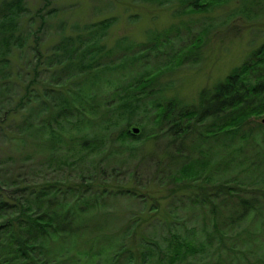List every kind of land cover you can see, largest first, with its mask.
Wrapping results in <instances>:
<instances>
[{
	"label": "trees",
	"instance_id": "obj_1",
	"mask_svg": "<svg viewBox=\"0 0 264 264\" xmlns=\"http://www.w3.org/2000/svg\"><path fill=\"white\" fill-rule=\"evenodd\" d=\"M203 1L191 0L184 11L203 13L232 0ZM256 1L244 2L242 12L247 15L258 4L259 11L264 10V0ZM161 2L159 6L167 4ZM22 11L20 0L0 3V264L136 263L126 247L129 229L115 233L116 218L103 204L115 203L118 197L127 202L143 198L123 185L105 182L106 170H113V145L138 153L146 144L161 147V141H167L160 155L179 185L170 197L187 189L193 192L192 203L201 196L212 226L242 220L260 225L256 212L258 202L264 206V43L188 105L167 99L159 80L186 62L197 64L209 29H200L180 48L176 25L148 31L142 43L120 38L108 47L105 41L116 22L106 18L81 27L73 24L70 35L59 31L61 38L48 57L40 52L35 36L29 60L35 62L25 78H19V86L5 71L13 51L25 48L31 35L23 36L16 28ZM59 12L39 16L57 18ZM163 56V63L150 62ZM41 72L51 75L46 84L37 81ZM133 126L140 130L136 135L130 131ZM2 145L7 146L5 152ZM52 172L60 173L52 178ZM209 184L214 189L210 196L205 193ZM227 194L237 196L238 204L225 219L227 208L221 207V212L209 204L211 196ZM262 217L264 233V213ZM246 230L241 228L238 237L245 231L261 252L245 260L252 246L246 245L237 264H264V237L262 241L250 234L253 229ZM178 231L170 234L166 248L152 235L139 238V264H178L184 256L204 252L207 242L199 250L183 246ZM219 236L223 234L218 230L216 242ZM226 256L219 253L214 264H225L221 258Z\"/></svg>",
	"mask_w": 264,
	"mask_h": 264
},
{
	"label": "rangeland",
	"instance_id": "obj_2",
	"mask_svg": "<svg viewBox=\"0 0 264 264\" xmlns=\"http://www.w3.org/2000/svg\"><path fill=\"white\" fill-rule=\"evenodd\" d=\"M3 1L10 2L13 0H0V3ZM20 1L23 11L18 18L16 28L18 33L23 32V36H27V32H30L31 35H28L25 48L13 51L12 63L9 69L5 71L11 81L16 82V85L19 86V78L23 79L22 74L25 78V73L28 70L31 71L35 62L34 60L33 62L29 61L33 58L31 49L36 43L35 36L39 38L38 48L40 52L43 56L48 57L51 47L61 38L60 32H63L65 36L70 35V27L73 24L81 27L84 24L97 23L106 18H115L116 22L105 41L108 47H111L120 38H128L137 43H142L148 31H161L176 25L180 37L176 47L180 48L189 45L200 29L206 27L209 29L204 35L205 38H202L204 43L199 48L197 64L186 62L179 68L166 71L159 80V83L166 87L165 96L167 99L176 98L188 105H192L196 101L202 89L210 88L216 82L224 79L231 69L240 65L250 51L264 43V10L259 11L261 5L258 4V8L252 6L254 8L251 7L247 15L242 12V8L246 4L244 2H257L256 0H232L228 4L215 6L203 11V13L195 14L184 11L187 3L191 0L184 3L182 0H163L167 2L165 6H159L163 3L162 0H153L152 3L148 0ZM46 1H49L46 8L41 9ZM209 2V0H204L202 4L205 5ZM51 10L57 13L60 11L57 18H50L49 15L39 16ZM53 17H55L54 14ZM61 20L64 22L62 23V28L64 27L62 31L58 27ZM41 22H43V30L39 34L37 29ZM163 59L164 56L157 58V61L151 60L150 62L154 64L163 63ZM39 69L42 70L41 66ZM46 75V73L41 72L37 81L46 84L51 76ZM10 87L18 88L12 83ZM166 142L162 140L161 147ZM111 144L109 143V146ZM161 147H155L149 143L144 147H139L138 153H136L131 149L125 150V148H117L113 145L110 148L113 152L111 155L113 157V170H106L103 177L108 185H114L117 188L123 185V188L134 190L136 196H143L140 200L138 198L128 202L124 201L122 197L116 198L115 203L109 200L103 202L108 206L107 212L116 218L112 223V229L117 231L115 233H121L126 228L129 229L130 237L126 239V247L132 250L131 254L134 255L135 264H139L141 261L136 254L139 238L152 235L154 240L160 241L166 248L171 241L170 234L174 230H179L178 237L179 241L184 244L183 246L188 245L194 250H199L204 242H207L203 253L184 256V260L178 264H214L219 253L222 252L227 253L224 259L221 258L225 264L230 262L237 264L240 261L238 256L242 252L241 250L250 244L252 245L250 252H248V256L244 255V259L252 261L257 255L259 256L260 248H257L256 242L252 244L254 238H249L245 231L240 233V237L237 234L241 228H247L246 231L248 232L253 229L250 234L252 236L257 234L258 239L263 241L264 233L260 225L263 223L264 206L258 202L257 214L255 213L260 225L257 222V225L254 226L256 220L255 222L253 220V223L242 220L234 225H228V227L223 225L224 221L218 223V227L212 226L207 210L199 201L201 196L197 198L198 201L192 203L193 198L189 196L193 192L187 189L185 192L175 193L173 195H177L175 197H170L173 188L179 187V185H175L174 176H169L172 173L169 172L168 160L160 155L162 154ZM1 149L5 152L7 146L2 145ZM59 173L52 172L50 176L54 178L59 176ZM61 173L64 174L65 172ZM191 183L184 182V185ZM228 184L231 187L233 182L229 181ZM213 190L210 185L205 189V193L210 196ZM227 196H211L212 202L209 204L216 206L217 210L223 206L227 208L225 219L230 216L231 207L234 205L237 207L236 204H238L237 196L229 194ZM245 197L251 198L252 195L246 194ZM209 205L208 207H210ZM111 208L115 210L112 211ZM218 230L223 236L222 238L219 236L221 241L216 242L214 235ZM259 231L261 232L259 233ZM231 247L234 248L231 249ZM229 253L231 254L228 257ZM123 260L120 258L119 262Z\"/></svg>",
	"mask_w": 264,
	"mask_h": 264
},
{
	"label": "water",
	"instance_id": "obj_3",
	"mask_svg": "<svg viewBox=\"0 0 264 264\" xmlns=\"http://www.w3.org/2000/svg\"><path fill=\"white\" fill-rule=\"evenodd\" d=\"M130 131H131V133L133 135H136V134H138L140 132L139 128L138 127H135V126L131 127V130Z\"/></svg>",
	"mask_w": 264,
	"mask_h": 264
}]
</instances>
